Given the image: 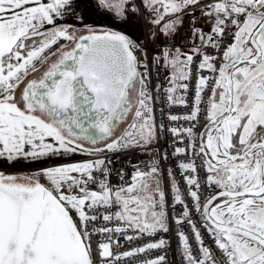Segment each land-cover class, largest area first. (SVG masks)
<instances>
[{
    "label": "snow or ice",
    "instance_id": "6c2138e0",
    "mask_svg": "<svg viewBox=\"0 0 264 264\" xmlns=\"http://www.w3.org/2000/svg\"><path fill=\"white\" fill-rule=\"evenodd\" d=\"M0 264H264V0H0Z\"/></svg>",
    "mask_w": 264,
    "mask_h": 264
},
{
    "label": "crops",
    "instance_id": "0c3cea01",
    "mask_svg": "<svg viewBox=\"0 0 264 264\" xmlns=\"http://www.w3.org/2000/svg\"><path fill=\"white\" fill-rule=\"evenodd\" d=\"M100 23H107V21H103V20H102V21H100Z\"/></svg>",
    "mask_w": 264,
    "mask_h": 264
}]
</instances>
